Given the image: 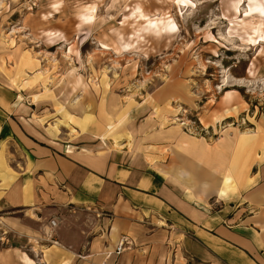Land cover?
Masks as SVG:
<instances>
[{
  "label": "rangeland",
  "instance_id": "obj_1",
  "mask_svg": "<svg viewBox=\"0 0 264 264\" xmlns=\"http://www.w3.org/2000/svg\"><path fill=\"white\" fill-rule=\"evenodd\" d=\"M254 2L264 4L0 0V75L73 143L90 145L92 136H101L98 143L116 149L123 141L137 144L155 155L158 171L168 170L170 183L182 176L194 185L215 178L225 189L223 148L264 117V12L250 11ZM84 13L90 21H81ZM164 13L175 23L173 32L147 26ZM229 90L246 105L213 123ZM48 231L35 235L36 250L0 233V264H23V254L49 264L43 253L50 248L40 245L49 242Z\"/></svg>",
  "mask_w": 264,
  "mask_h": 264
},
{
  "label": "crops",
  "instance_id": "obj_2",
  "mask_svg": "<svg viewBox=\"0 0 264 264\" xmlns=\"http://www.w3.org/2000/svg\"><path fill=\"white\" fill-rule=\"evenodd\" d=\"M23 92L0 75L6 239L29 247L49 230V242L39 239L50 248L49 264H264V121L233 160L242 132L223 148L235 185L220 197L215 178L170 183L140 145L123 141L116 149L98 143L101 136L73 143L33 112Z\"/></svg>",
  "mask_w": 264,
  "mask_h": 264
},
{
  "label": "bare ground",
  "instance_id": "obj_3",
  "mask_svg": "<svg viewBox=\"0 0 264 264\" xmlns=\"http://www.w3.org/2000/svg\"><path fill=\"white\" fill-rule=\"evenodd\" d=\"M180 1H183V0H180ZM249 10L250 11L258 10L259 12L263 13L264 12V4H263V2L250 3L249 4ZM91 17H92L91 13H84L81 15V21L82 22H88L91 20ZM146 22H147L148 27L150 26V27L157 28V29H166V30L171 31V32H173L175 30V27H176L173 19L170 16L166 15L165 13L162 14V17L149 19ZM253 29H257V28L253 27ZM50 34L53 35L54 33H50ZM260 35H264V31H262ZM252 68H253L252 66H250L248 68V73H250V74L254 73V70ZM240 105L242 107H245L246 102L241 99V97L239 96V94H237V92L232 91V90L224 92L222 94L221 100L219 102L221 112L213 114L212 122L213 123L219 122L224 115L236 114L239 110ZM263 121H264V117L261 118V122H263ZM56 127H57V125H56ZM257 129H259L258 126H257ZM255 132H256L255 130H252V132H243L240 134L239 138H237V141L235 142L234 147H233L232 160H233V157L235 156L236 152H238L240 149H243V143L245 142V140L248 137L251 136L249 134H252ZM222 140H223V136H220V138L218 139L217 142H221ZM163 173H165V171ZM221 182L225 187V189H221L222 193H226V189L227 190L234 189L235 182H234L233 176L230 173L229 166H227L222 171ZM32 248H33L32 250H36V246H33ZM43 260L44 261L47 260L45 251L43 253ZM21 262L23 264H34L33 260L28 258V256L26 254H23L21 256Z\"/></svg>",
  "mask_w": 264,
  "mask_h": 264
},
{
  "label": "built area",
  "instance_id": "obj_4",
  "mask_svg": "<svg viewBox=\"0 0 264 264\" xmlns=\"http://www.w3.org/2000/svg\"><path fill=\"white\" fill-rule=\"evenodd\" d=\"M49 223H50V227H54L56 225V221L54 219H51ZM122 245H123V242L118 243V245H117V247L115 249V251L117 253H119L121 251Z\"/></svg>",
  "mask_w": 264,
  "mask_h": 264
}]
</instances>
